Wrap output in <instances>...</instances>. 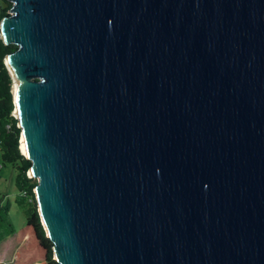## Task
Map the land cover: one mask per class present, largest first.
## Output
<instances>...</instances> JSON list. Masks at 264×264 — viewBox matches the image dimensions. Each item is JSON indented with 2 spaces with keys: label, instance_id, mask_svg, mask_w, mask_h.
<instances>
[{
  "label": "water",
  "instance_id": "1",
  "mask_svg": "<svg viewBox=\"0 0 264 264\" xmlns=\"http://www.w3.org/2000/svg\"><path fill=\"white\" fill-rule=\"evenodd\" d=\"M9 1L54 259L264 264V0Z\"/></svg>",
  "mask_w": 264,
  "mask_h": 264
},
{
  "label": "trees",
  "instance_id": "2",
  "mask_svg": "<svg viewBox=\"0 0 264 264\" xmlns=\"http://www.w3.org/2000/svg\"><path fill=\"white\" fill-rule=\"evenodd\" d=\"M11 7V1L0 0V22ZM16 48L0 36V151L2 165L10 164L17 171L16 202L25 207L26 222L15 228L9 217L10 203L0 205V264H60L40 218L34 191L37 179L28 175L32 163L20 149L21 128L13 115V78L5 59Z\"/></svg>",
  "mask_w": 264,
  "mask_h": 264
},
{
  "label": "rangeland",
  "instance_id": "3",
  "mask_svg": "<svg viewBox=\"0 0 264 264\" xmlns=\"http://www.w3.org/2000/svg\"><path fill=\"white\" fill-rule=\"evenodd\" d=\"M16 173L17 171L12 165H2L0 151V205L10 203L9 217L13 226L18 229L25 224L26 216L25 207L16 202L18 197V191L15 186ZM28 175L30 176L29 172Z\"/></svg>",
  "mask_w": 264,
  "mask_h": 264
},
{
  "label": "bare ground",
  "instance_id": "4",
  "mask_svg": "<svg viewBox=\"0 0 264 264\" xmlns=\"http://www.w3.org/2000/svg\"><path fill=\"white\" fill-rule=\"evenodd\" d=\"M13 92H14V88H13ZM21 139H22V135H21V138H20V147H21ZM21 150L23 151V153H25L24 150L22 149V147H21Z\"/></svg>",
  "mask_w": 264,
  "mask_h": 264
}]
</instances>
